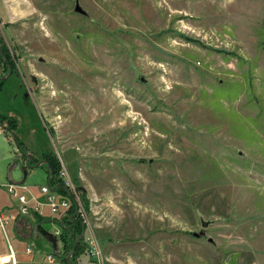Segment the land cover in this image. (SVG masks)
<instances>
[{
    "label": "rangeland",
    "instance_id": "1",
    "mask_svg": "<svg viewBox=\"0 0 264 264\" xmlns=\"http://www.w3.org/2000/svg\"><path fill=\"white\" fill-rule=\"evenodd\" d=\"M0 30L19 68L0 110L32 156L0 140V182L45 201L35 165L60 157L88 217L66 258L100 264L95 238L103 264H264V0H0ZM7 233L21 264H61L59 235Z\"/></svg>",
    "mask_w": 264,
    "mask_h": 264
},
{
    "label": "built area",
    "instance_id": "2",
    "mask_svg": "<svg viewBox=\"0 0 264 264\" xmlns=\"http://www.w3.org/2000/svg\"><path fill=\"white\" fill-rule=\"evenodd\" d=\"M60 162V169L58 171V178L61 186L67 192V195L60 194L56 191V187L52 186L50 182L47 184L41 185L40 190L46 195V200L42 203L39 200L33 197V200L36 201V205L33 207L30 205L31 201L27 198L25 193H19L17 191L18 188H21L18 184H9L7 186L8 191L16 196L18 200L21 202L22 206L20 208V213L22 215H27L33 209L35 212L43 214L41 211L42 205L49 206L53 215H57L60 219L68 214V211L73 208L74 212L73 215L76 216L83 225H87L88 217L86 208L81 200L80 194L77 192L76 187L74 186L71 177L67 171V169L61 164V159L59 157ZM22 189H26L27 187L22 186ZM27 190V189H26ZM15 217L12 215H3L0 212V224L3 228L4 232L6 233V225L9 221L13 220ZM51 219H55L53 216ZM61 232V228L58 230H54V235L57 237ZM94 246L91 248L90 253L95 255L97 261L100 264H103V258L101 255V250L99 249V245L97 244V240L91 241ZM27 253H34L33 246L26 247ZM48 262L53 263L56 258L54 257L53 253H49L46 256ZM0 264H20L18 259L17 251L12 245H9V252L3 255H0Z\"/></svg>",
    "mask_w": 264,
    "mask_h": 264
},
{
    "label": "crops",
    "instance_id": "3",
    "mask_svg": "<svg viewBox=\"0 0 264 264\" xmlns=\"http://www.w3.org/2000/svg\"><path fill=\"white\" fill-rule=\"evenodd\" d=\"M28 96V94H27ZM0 114L2 115H6L8 117L14 118L16 120V126L12 125V129H13V133H7L6 131H4L1 127H0V140L5 144L4 146H6V152L11 156L12 159H17L20 161V158H23V161L26 162V160L28 159L27 154L23 153L22 150L19 148V146L16 145L17 141L14 139L15 136L19 138V141L21 143L25 144V141L23 140L24 137L21 136L19 129L22 127L21 126V121L20 118L15 116L14 113L9 112L8 115L7 114H3L0 110ZM21 126V127H20ZM34 132V129L31 130V132H29L28 134V138H30L33 135L32 133ZM14 137V138H12ZM31 155V154H30ZM32 157V156H31ZM11 159V157H10ZM42 159V158H41ZM42 165H46V164H42ZM12 168L10 167V169H8V177L11 181L12 177ZM25 179V177H24ZM24 181V180H23ZM49 182V181H48ZM0 186L6 188L9 184H16L14 182H9V181H4V182H0ZM18 185L21 186V188H23L22 186L27 187L26 185L22 184V183H17ZM7 189V188H6ZM28 191V188H26ZM23 190V189H22ZM9 192V191H8ZM29 192V191H28ZM31 198H29L27 196V198L31 201V206L33 207L34 205H36V201L33 200V197L35 199H37V197L35 195H33L32 193H30ZM39 200V199H37ZM40 203L44 202L39 200ZM46 207V205H42V207ZM15 207L14 205L10 204V202H6L5 201L2 202V206L0 207V212L3 215H12L15 218L11 221H9V223L6 225V233L4 232L3 228L1 227L0 224V255H3L5 253L9 252V245H12L14 248L15 246L10 242L9 240V236L7 233V227L10 226L11 229L13 230V234L17 240V242L20 241H33V238L36 239V243H38V241L40 242V244L44 245V242L41 241V234H39V231H37L36 226L38 224L43 225L44 221H45V215L44 214H40L35 212L33 209L31 210V212L27 215H22L19 211V206H17V211L16 212H12L11 208ZM42 207H41V211H42ZM39 215V217H38ZM44 226V225H43ZM47 239V238H46ZM47 242L51 245L52 243L47 240ZM29 245V244H28ZM15 250L17 251V255H18V259L19 256L21 255L20 252L15 248ZM35 252V250H34ZM29 254V253H28ZM31 254V253H30ZM49 254V253H48ZM47 256V255H46ZM47 260V259H46ZM28 264H38V256L35 255L34 256V260L27 262ZM21 264V263H20Z\"/></svg>",
    "mask_w": 264,
    "mask_h": 264
},
{
    "label": "trees",
    "instance_id": "4",
    "mask_svg": "<svg viewBox=\"0 0 264 264\" xmlns=\"http://www.w3.org/2000/svg\"><path fill=\"white\" fill-rule=\"evenodd\" d=\"M3 118H10L13 121V125L16 126V120L14 118L8 117L6 115H1ZM41 160L47 161V167H48V181L51 183L52 186L56 187V191L60 194L67 195V192L65 189L61 186L58 178V171L60 169V162L58 157L53 153H45ZM35 161H38L37 159H33ZM73 208H71L68 211V214L64 217H61L60 219H57V222L61 225V232L58 237H60L62 243H63V254L61 256V264H79L74 256L68 259L66 258L68 255L69 250L71 249L72 245L75 243V240L81 235L83 231L82 225L79 223L77 218L73 215ZM39 217V215H38ZM56 220V219H54ZM69 235L71 236V243L68 241ZM82 239L77 242L75 247L73 248V252L75 253L77 249H80L82 246ZM75 257L77 253L74 254Z\"/></svg>",
    "mask_w": 264,
    "mask_h": 264
},
{
    "label": "flooded vegetation",
    "instance_id": "5",
    "mask_svg": "<svg viewBox=\"0 0 264 264\" xmlns=\"http://www.w3.org/2000/svg\"><path fill=\"white\" fill-rule=\"evenodd\" d=\"M3 31L0 30V88L3 86V83L7 77V75H11L15 72V70L19 69L17 68L14 64V55L10 53L8 50V47L5 45V40L3 38ZM9 73V74H8ZM0 114V127L6 131L7 133H13V129L11 128L13 125V120L10 118H3ZM14 138V137H12ZM19 145V148L22 150L23 153H25V150L22 148L24 146L23 143L19 141V138L15 136L14 138ZM26 154V153H25ZM31 161V160H30ZM43 161V160H41ZM76 217V216H75ZM77 218V217H76ZM79 223L83 227V235H84V230H85V225H83L80 220L77 218ZM80 240V239H79Z\"/></svg>",
    "mask_w": 264,
    "mask_h": 264
},
{
    "label": "water",
    "instance_id": "6",
    "mask_svg": "<svg viewBox=\"0 0 264 264\" xmlns=\"http://www.w3.org/2000/svg\"><path fill=\"white\" fill-rule=\"evenodd\" d=\"M75 11L77 12H80V13H84V10L81 9V7L79 6V4L76 2L75 4ZM22 148L25 150V152L27 153V156H28V159L26 160V164L29 165L30 164V160H31V155L27 152L25 146H22ZM42 164H48L46 160H43V161H40L39 163H37L35 166H40ZM27 173L25 172V177H26ZM211 221H206V220H201V227L202 228H206L209 223ZM36 229L39 231V233L41 235H43L45 238H47V240H49L52 245H53V249H56L57 248V237L54 235V233L52 231H49L47 230L43 225L41 224H38L36 226ZM205 233L203 230H200L199 232H192V235L195 236V237H200V236H203ZM83 236V232L81 233V235L78 237L76 243L79 241V239ZM208 241L209 242H212V238H208ZM75 247V246H74ZM73 247V248H74ZM71 255L69 254V257L67 258L68 261L70 260V257Z\"/></svg>",
    "mask_w": 264,
    "mask_h": 264
}]
</instances>
